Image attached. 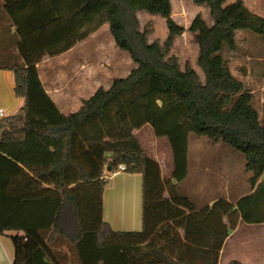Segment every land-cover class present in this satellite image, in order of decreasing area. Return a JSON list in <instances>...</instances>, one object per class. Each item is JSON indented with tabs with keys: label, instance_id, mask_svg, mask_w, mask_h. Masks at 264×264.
<instances>
[{
	"label": "trees",
	"instance_id": "trees-1",
	"mask_svg": "<svg viewBox=\"0 0 264 264\" xmlns=\"http://www.w3.org/2000/svg\"><path fill=\"white\" fill-rule=\"evenodd\" d=\"M193 1L208 7L213 21L199 12L189 26L197 34V65L204 77L190 63L183 67L172 52L187 29L173 17L172 0H83V7H101L86 27L46 49L24 51L20 61L6 66L23 100L17 112L0 118V234L12 238L13 264H218L231 228L240 220L264 222V103L261 117L253 91L224 56L237 48L238 30L264 36V12H252L245 0ZM139 11L165 18L164 41L150 40L152 22L142 28ZM9 19L0 0L3 53L18 43ZM42 23L48 25L43 17ZM104 24L136 66L108 87L101 85L78 110L47 122L32 119L43 100L36 65ZM146 124L170 140L175 162L170 179L134 132ZM190 132L244 153L253 173L251 191L236 202L220 197L205 207L180 193ZM118 170L143 175L141 231H116L104 219L108 176Z\"/></svg>",
	"mask_w": 264,
	"mask_h": 264
},
{
	"label": "rangeland",
	"instance_id": "rangeland-1",
	"mask_svg": "<svg viewBox=\"0 0 264 264\" xmlns=\"http://www.w3.org/2000/svg\"><path fill=\"white\" fill-rule=\"evenodd\" d=\"M4 1L7 12L17 21L18 15L20 16V11L27 6L28 13H30V21L35 24L34 32L31 31L33 39L30 40L28 45H21V53L24 51L30 52L43 48L46 49L54 43L63 41L69 33L86 27L93 14L101 10V7H95L93 4L83 7V0ZM46 1H49L50 3ZM231 1L232 0H229V2ZM46 3L51 4V7ZM172 3L173 17L178 23L185 25L187 28L182 35L176 37L172 52L179 57L180 63L183 67L186 63H190L195 66L201 76L204 77L202 69L197 65V56L199 52L197 34L189 30V26L199 12H201L208 22L212 24L213 21L210 17L209 9L203 5L196 4L193 0H172ZM249 3L250 10H257V13L263 14L264 0H258L257 2L250 0ZM63 5H66V7ZM59 8L62 9V11L58 10ZM88 10L91 12L87 13ZM138 14L141 19L142 28L147 22H152L154 29L150 35V40L158 38L161 41H164L166 39L168 36V29L165 18L146 11H139ZM41 16L44 21L48 22V25H51L50 28L52 29H49L48 25L44 26V22L39 26L38 23L42 19ZM16 20L14 21V24L17 23ZM36 26H39L38 28H40L38 31ZM97 31L98 32L94 37L86 40L80 48L76 49V55L82 57L84 60H94L100 68V82L105 87H108V85H111L112 80L115 77L128 75L136 64H134L127 51L120 49L115 44L108 24L102 25ZM237 32L238 48L235 50L226 49L224 51V56L229 60L231 69L236 72L240 73L243 69L247 71L250 67L253 68V75L247 80L246 87L250 90H255L253 103L261 112L262 117L264 89L258 87L256 81H260L259 83H261L264 78V74L262 73L264 69V36L253 30H238ZM0 47L1 50H5L4 45L1 44ZM11 51L9 50L8 54H11ZM55 62L56 64H59L58 60ZM55 62H48V67L53 66ZM139 137L138 139L145 152L151 157L162 161L163 178H172L175 162L169 138L166 136H157L153 126L150 124L144 126ZM216 143L217 142L206 135H199L195 132L189 133L191 158L196 146H199V144L205 145L203 151L201 150L198 154L202 159V164L207 166L208 169L207 174L205 172V178L208 184L206 185V192H208V194L204 199L196 197L194 195L193 185L191 184L192 179L190 180L186 177V179L184 178L178 182V189L180 193L188 195L197 205H203L205 199L208 197L213 199L217 197H225L236 201L243 195L247 194L251 189L250 177L253 173L246 168L245 154L228 143L219 142V145H215ZM203 165L202 167H204ZM110 174L109 185L113 183V172ZM210 185H212L211 188ZM125 197L129 198L131 201L130 194H125ZM143 247L146 249L147 246L144 244ZM61 248L64 251H67L68 244H62ZM74 264L79 263L76 261Z\"/></svg>",
	"mask_w": 264,
	"mask_h": 264
},
{
	"label": "crops",
	"instance_id": "crops-1",
	"mask_svg": "<svg viewBox=\"0 0 264 264\" xmlns=\"http://www.w3.org/2000/svg\"><path fill=\"white\" fill-rule=\"evenodd\" d=\"M254 1L257 2L258 0ZM2 2L6 15L13 24L10 32L11 38L12 40H18L15 47L11 45V48H7V51L4 53L0 52V108H3L6 115H9L18 111L23 100L15 93L14 72L6 66H12L14 63L21 60V45L29 44L30 40L33 39L31 31L34 32V29L30 21V13H28V9L26 8L27 6L20 11L18 21L15 19L17 23L14 24L15 20L7 12L5 1L2 0ZM47 2L50 3L49 1ZM249 2L250 0H245L248 8H250ZM63 6L66 7V5ZM60 8L58 10L62 11ZM252 12L257 13V10H252ZM48 26L49 29H51V25ZM97 32L98 31L91 33L86 39L78 42L68 51L53 57H46L36 65L41 89L43 91V100L37 105L38 109L32 112V119L39 122H47L53 117L60 118V114L74 112L80 108L85 98L94 94L102 85L100 82V68L96 62L92 59L84 60L82 57L76 55V49L80 48L86 40L94 37ZM9 50H14L15 52L11 51L9 59H7L8 55H6L7 58L5 59L3 54H8ZM57 60L59 64H56L55 61ZM50 61H54L55 63L53 66L48 67V62ZM232 71L245 84L254 72L251 67L247 71L243 69L240 73L235 70ZM262 73L264 74V69ZM259 82L260 81H256L258 87L264 89V78L261 83ZM252 91L253 93L255 92V90ZM263 103L264 98L262 100V104ZM33 108L34 104L32 106V109ZM144 126L135 129L134 132L138 137ZM215 145H219V142ZM203 147H205V145L202 144L196 146L192 158L190 155V148L188 149L189 164L188 174L186 176V178L192 179L191 184L193 185L194 195L202 199L208 194V192H206V185L208 184L205 178V172L207 174L208 169L207 166L202 164V159L198 154L201 150L203 151ZM157 160L161 164L163 170L162 161L159 159ZM202 165L204 167H202ZM108 177L110 178L111 175ZM263 177L264 174L261 178ZM112 178L113 183L106 187L104 191V219L110 224L111 228L116 231H141L143 229V175L141 173H129L118 170L113 172ZM211 186L212 185H210V188ZM125 194H130L131 201L129 198L125 197ZM218 198L220 197L215 199L208 197L205 199L203 205L197 206L205 207L207 205H212ZM227 220V217H225L226 222ZM14 256L15 247L12 238L6 234H0V264H13ZM234 260L242 264H264V222L249 223L240 220L234 228L229 230L219 252L218 264H229ZM196 261L201 262L199 259Z\"/></svg>",
	"mask_w": 264,
	"mask_h": 264
},
{
	"label": "built area",
	"instance_id": "built-area-1",
	"mask_svg": "<svg viewBox=\"0 0 264 264\" xmlns=\"http://www.w3.org/2000/svg\"><path fill=\"white\" fill-rule=\"evenodd\" d=\"M5 115H6L5 110L3 108H0V118ZM120 168H123V165H121Z\"/></svg>",
	"mask_w": 264,
	"mask_h": 264
},
{
	"label": "water",
	"instance_id": "water-1",
	"mask_svg": "<svg viewBox=\"0 0 264 264\" xmlns=\"http://www.w3.org/2000/svg\"><path fill=\"white\" fill-rule=\"evenodd\" d=\"M109 169H110V166H109Z\"/></svg>",
	"mask_w": 264,
	"mask_h": 264
}]
</instances>
